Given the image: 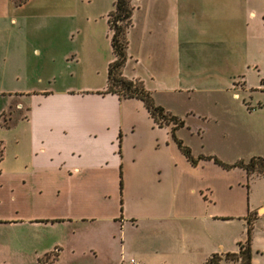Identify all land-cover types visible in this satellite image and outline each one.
Returning a JSON list of instances; mask_svg holds the SVG:
<instances>
[{
	"label": "crops",
	"instance_id": "1",
	"mask_svg": "<svg viewBox=\"0 0 264 264\" xmlns=\"http://www.w3.org/2000/svg\"><path fill=\"white\" fill-rule=\"evenodd\" d=\"M48 2L59 14H84L91 0ZM113 2L105 0L99 10L105 19ZM43 4L0 0V96L21 94L7 89L5 79L26 71L27 52L49 55L64 47L49 40L50 32L37 40L38 28L21 15ZM134 4L123 74L141 80L157 104L184 121L174 134L196 161L179 148L173 123L158 125L142 100L103 93L113 56L101 63V56L93 57L98 83L29 91V102L16 99L18 107H29L26 117L0 120V227L9 229L0 242L9 256L1 255L0 264H41L39 258L52 251L58 254L50 264H121L131 258L128 264H207L213 253L237 252L248 223L251 264L264 254V235L255 232L260 221L264 232V199L246 190L231 193L244 188L246 171L199 158L224 161L233 153L235 160L224 162L243 159L247 140L254 148L259 141L255 123L241 119L252 111L225 104L199 109L181 97L199 89L193 86L197 76L205 84L210 74L213 80L230 73L223 61L231 57L197 70L189 46L214 35L228 47H243L248 20L257 13L247 9L239 18L234 7L233 15L231 0ZM10 106L0 105V115ZM214 139L219 145H212Z\"/></svg>",
	"mask_w": 264,
	"mask_h": 264
},
{
	"label": "rangeland",
	"instance_id": "2",
	"mask_svg": "<svg viewBox=\"0 0 264 264\" xmlns=\"http://www.w3.org/2000/svg\"><path fill=\"white\" fill-rule=\"evenodd\" d=\"M41 1H43L44 7L36 5L27 7L22 10L21 15L25 21L38 28L39 39L37 40L42 42L43 34L50 32L49 40L58 45L62 44L64 47L57 48L54 53L49 55L42 53L39 56H33L31 52H27L22 63L26 71L17 78L13 75L5 79L7 89H19L16 91L21 94L0 96L1 106L8 108L9 105H12V108L0 115V120L18 118L20 114H26L29 107L26 105L18 107L17 100L29 102L31 95L26 94L29 91H41L42 88L57 89L64 85H73L74 87H82L84 84L90 83L95 85L101 76L94 70L93 57L98 55V59L101 56L102 59H98L100 63L102 60L106 61L112 57L105 14H99L105 0H91V3L87 4L84 14H59L53 10V7H46L45 2L48 0ZM231 3L233 8L231 13L234 15L235 8H238L240 10L239 18L243 13L245 14L244 11L247 9H252L257 13L255 18L248 20V38L245 45L241 47L240 44H231L232 46L228 47L223 42L219 43L220 40L214 35H208L207 39L203 38L199 42H193L189 46L188 53L191 55L193 61L191 64L194 68L203 70L207 65H221L218 63L217 57L227 61H230L228 59L231 57L230 63L223 61V64L228 66V70L225 69L226 72L230 73L214 76V82L211 79L212 74H210L209 80L211 81L205 84L201 82V76H197L193 86L199 89H195V92H193L194 90L189 93L181 92V97L188 105L199 109L212 108L222 104L242 105L243 108H250L252 113H246L242 117L240 113H236L237 118H246V120L254 122L257 127L259 141L254 145L255 148L251 139H248L243 147L245 150L242 158L248 160L253 155L264 156V0H240V4L231 0ZM205 30H207L206 26ZM29 38L28 35L27 39ZM207 61L209 64H206ZM236 69L239 71L236 72ZM229 75L231 77H228ZM202 86L211 89L204 92ZM165 98L172 99L169 96H165ZM174 99L178 100L179 98ZM176 103L181 106L180 102L176 101ZM176 103L175 105L178 106ZM211 111L216 115V111ZM228 117L226 116V118ZM212 145H219V143L214 139ZM253 151H257V153L251 154ZM225 157L227 160L224 161L227 162L235 160L233 153H226ZM242 185L244 188L232 189V196L238 195L239 192L243 194L246 190L252 198L264 199V176L257 174L248 176ZM263 213L264 208H261L259 215L261 216ZM260 222H257L255 232H262L264 235ZM8 232V228L0 227V242L6 239ZM5 254L7 257L9 256L1 247L0 256ZM219 264H240V262L223 259ZM253 264H264V254L254 256Z\"/></svg>",
	"mask_w": 264,
	"mask_h": 264
},
{
	"label": "trees",
	"instance_id": "3",
	"mask_svg": "<svg viewBox=\"0 0 264 264\" xmlns=\"http://www.w3.org/2000/svg\"><path fill=\"white\" fill-rule=\"evenodd\" d=\"M16 5H21L27 0H12ZM135 9L134 0H114L112 9L106 15L108 33L110 36V46L113 59L107 66V86L103 93H113L119 98H138L143 101L149 114L158 125L173 123L172 135L184 155L191 161L190 148L181 139H178L174 131L184 125V121L171 114L162 105L154 101L152 93L145 88L139 79H129L123 74V68L127 60L128 37L127 33L132 26V16ZM12 108V105L10 106ZM21 117H26L22 114ZM199 158H212L222 167L229 169L234 166L243 168L247 176L257 174L264 176V156H252L248 160H237L234 163H226L215 156H199ZM250 231L248 223L247 237L244 242L238 244L237 252L213 253L207 260V264H219L221 260L236 261L240 264H251ZM57 252L46 253L39 258L41 264H50L57 257Z\"/></svg>",
	"mask_w": 264,
	"mask_h": 264
},
{
	"label": "built area",
	"instance_id": "4",
	"mask_svg": "<svg viewBox=\"0 0 264 264\" xmlns=\"http://www.w3.org/2000/svg\"><path fill=\"white\" fill-rule=\"evenodd\" d=\"M133 262H134V260L132 258L129 259V260L123 259L122 262H121V264H128V263H133Z\"/></svg>",
	"mask_w": 264,
	"mask_h": 264
}]
</instances>
